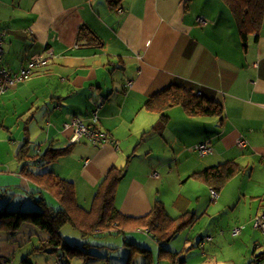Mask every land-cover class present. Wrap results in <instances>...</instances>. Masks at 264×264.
Returning a JSON list of instances; mask_svg holds the SVG:
<instances>
[{"label": "crops", "instance_id": "1", "mask_svg": "<svg viewBox=\"0 0 264 264\" xmlns=\"http://www.w3.org/2000/svg\"><path fill=\"white\" fill-rule=\"evenodd\" d=\"M0 29L4 70L17 74L36 57L46 60L0 95L1 116L29 117L24 124L40 153L51 144L71 145L47 167L73 183L83 209L109 170L122 169L114 198L122 215L145 216L159 201L168 215L170 209L196 217L185 241L196 235L201 254L180 252L184 264H264V235L245 224L264 210V17L246 47L221 0H123L116 11L105 0H0ZM170 86L200 92L222 114L190 117L180 106L160 114L145 109L150 96ZM94 113L95 127L117 149L108 142L71 140V120L90 125ZM39 115L41 125L34 119ZM1 129L10 130L3 121ZM38 131L43 144L33 146ZM204 142L212 151L199 156L193 148ZM20 145L10 154L0 140V209L36 207L37 195H31L37 187L19 173L15 159ZM228 161L244 169L212 200V189L191 175ZM201 196L214 204L200 206ZM229 207L230 219L221 215ZM213 210L218 224H206ZM239 225L243 229L233 236L231 229ZM201 226L207 227L197 235ZM46 238L28 223L13 234L0 230V262L15 263L19 245L27 243L30 252L19 264H47L35 251ZM152 257L150 251V264ZM162 261L170 264L157 254V264Z\"/></svg>", "mask_w": 264, "mask_h": 264}, {"label": "trees", "instance_id": "2", "mask_svg": "<svg viewBox=\"0 0 264 264\" xmlns=\"http://www.w3.org/2000/svg\"><path fill=\"white\" fill-rule=\"evenodd\" d=\"M123 0H105L110 11L121 7ZM227 8L241 44L246 47L249 35L257 34L264 17V0H221ZM82 30V29H81ZM80 30L78 35L80 36ZM201 94V93H200ZM180 106L190 117L220 116L222 108L214 100L196 95L189 89L170 86L150 96L144 104L148 111L158 114L167 108ZM161 119V117H160ZM70 146L53 148L49 145L42 153L31 146L26 123L23 126L21 145L15 155L20 164L19 173L31 184L36 186L37 195L34 200L36 207L26 211L22 209H0V230L15 233L22 224L28 223L44 232L47 236L35 251L59 253L69 264L68 258L86 256V251L64 242L60 229L69 224L82 238L95 236L97 233L125 234L128 231L142 230L149 234L157 243L170 242L183 229L193 225L196 217L189 213H181L171 218L164 205L157 201L150 212L139 218L122 215L114 205L117 184L123 176V170L112 168L98 185L88 210L83 209L76 201L75 188L72 182L62 179L51 171L37 173L35 166H47L61 156L69 153ZM244 168L234 161L203 169L191 175L192 179L201 182L218 193L223 185ZM45 193L56 201L57 208L52 207L43 197ZM129 255L125 264H132L133 253L138 252L144 264H150V251L127 243ZM158 259L167 260L170 264H184L180 252H173L162 247L158 250ZM24 263V262H23ZM27 263V262H25Z\"/></svg>", "mask_w": 264, "mask_h": 264}, {"label": "rangeland", "instance_id": "3", "mask_svg": "<svg viewBox=\"0 0 264 264\" xmlns=\"http://www.w3.org/2000/svg\"><path fill=\"white\" fill-rule=\"evenodd\" d=\"M2 113H4V112L2 110H0V140L3 141L5 139V142L7 143V146L9 147V151L11 154L12 148L16 149V144H18L22 140L24 122L29 117L20 118L21 116L20 117L17 116V118H16V117H11V115H9V114L1 116ZM34 119L38 123V125L42 124L43 117L41 115L36 116ZM2 121L5 123V126H8L10 128V130L4 131L1 129ZM41 135H42V137H41ZM43 136H44V134L40 133L39 131H38V133H35L33 138H32L33 146H35V145L41 146L43 144ZM12 144H15V146ZM1 146H3V144H1ZM7 155H8V153L6 152L5 156H7ZM2 159H6V157H3ZM33 169L37 173H43V172L49 171L47 166L46 167L45 166H36V167L34 166ZM164 192L166 193V190H164ZM44 196L47 198V201H49L51 203L52 207L57 208L56 201L52 200L46 194H44ZM226 199L229 200V197H226ZM6 201L7 200H5V202ZM200 201H201L200 206H202V207H205V206L210 207V205L214 204V203L210 202L209 199H207L203 196L200 197ZM5 202H3V204ZM7 205L9 207V209L11 210L12 208H10L11 207V206H9L10 204H7ZM33 209L34 208H32V206H31V207L25 208L23 210L30 211ZM231 209H232V207H229L227 209L226 214H221V215L223 217L227 216V218L230 219L229 215L231 214ZM167 211H169L168 213L171 216V218H175L178 215V212L176 210L167 209ZM213 212H215V213L212 214V217L210 218V220L208 222H206V224H218V219H215L216 221H214V219H213V217L218 215V214H217L216 210H213ZM237 215L238 214L236 212L232 214V217H231L232 222L234 221V218ZM241 216H242V214H241ZM241 223H239V224H241ZM201 224H204V222H202ZM245 224H253V222L251 221V223L249 222V223H245ZM206 227L201 226V228H200L201 232L200 233H202V234H197V235H203V232H204ZM188 228L183 229L180 232V234L178 233L179 235L177 234L173 241H170L169 243L161 242L159 244H157L151 238V236L149 234H147L146 232H144L142 230H140L141 232L140 231H131V232H125V234L122 233L119 235L118 234L116 235L114 233H111V234L97 233L95 236L82 238L79 235V233L76 230H74L69 224L63 226L60 229V236L64 242H66L67 244H69L71 246H76V247L81 248L82 250H85L86 254H87L86 256H81V257L77 256V257H73V258H68L69 264H125L126 259L129 255V249H130L129 246L126 245L127 243H134V244L138 245L139 247L149 249L151 252H153V257H152L153 258V261H152L153 264H157V254H158L159 247H163L164 249L171 250L174 252H181L185 256L186 255L190 256L193 253H195V254L200 253L201 254L200 250L196 246V239H197L196 235L193 237V240L189 239V241H185L187 238L188 231H189ZM184 245H185V248H183ZM19 247H20L19 251L20 252L22 251V253L18 252V254L15 257L17 260L15 263L11 259L9 261L3 260L0 262V264H19V262L21 261V258L25 257L26 256L25 254L30 252L29 245L27 243L21 244V245H19ZM36 254L44 256V259L46 258L48 260L47 264H52L50 262V258H49L48 253L37 252ZM23 255H25V256H23ZM30 260L32 263L35 262V260L33 258L32 259L30 258ZM84 260H85V262H84ZM132 264H144V259H143L142 255L139 254L138 252L133 253ZM162 264H168V263L163 262Z\"/></svg>", "mask_w": 264, "mask_h": 264}, {"label": "built area", "instance_id": "4", "mask_svg": "<svg viewBox=\"0 0 264 264\" xmlns=\"http://www.w3.org/2000/svg\"><path fill=\"white\" fill-rule=\"evenodd\" d=\"M121 11V10H119ZM199 22L201 24H206L203 18H199ZM3 56V31L0 29V95L7 90L10 86L15 85L17 82L25 78L34 68L42 66L45 64V59L42 56L36 57L31 60L27 66V68L21 69L17 74H10L6 70L1 67V61ZM128 86L131 83L127 84ZM197 95H200V92H197ZM90 125L86 124L83 120L80 119H73L71 120L69 126L72 127L73 135L71 137L72 141H79L81 138H85L92 144H100L103 142H108L111 144L115 149L118 148V143L108 136V134L104 131L95 127L97 123V117L94 113L93 116L90 118ZM246 142L244 140H240L238 142V146L244 148ZM193 150L199 155H207L210 154L212 151L211 146L204 142L201 144H197L194 146ZM155 177L158 176L157 173H154ZM210 194L212 200H216L217 193L214 190H210ZM252 228L261 234L264 235V210H262L259 214H257L252 220ZM244 226L239 225L231 229L232 235H238ZM50 262L52 264H65L64 258L59 255V253H51L49 255Z\"/></svg>", "mask_w": 264, "mask_h": 264}]
</instances>
